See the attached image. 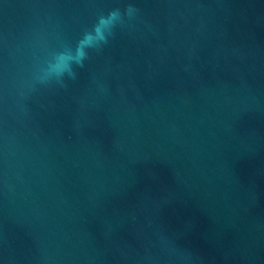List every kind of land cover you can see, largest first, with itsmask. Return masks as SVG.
Instances as JSON below:
<instances>
[{"label":"water","instance_id":"obj_1","mask_svg":"<svg viewBox=\"0 0 264 264\" xmlns=\"http://www.w3.org/2000/svg\"><path fill=\"white\" fill-rule=\"evenodd\" d=\"M0 264H264V0H0Z\"/></svg>","mask_w":264,"mask_h":264},{"label":"clouds","instance_id":"obj_2","mask_svg":"<svg viewBox=\"0 0 264 264\" xmlns=\"http://www.w3.org/2000/svg\"><path fill=\"white\" fill-rule=\"evenodd\" d=\"M139 12L135 4L128 3L123 9L114 8L106 15L98 16L93 26L82 33L74 46L65 44L60 50L48 54L43 66H38L34 71L29 90L35 92L40 86L64 87L66 80H75L76 69L85 66V61L90 59V52L102 51L115 30L130 25Z\"/></svg>","mask_w":264,"mask_h":264}]
</instances>
